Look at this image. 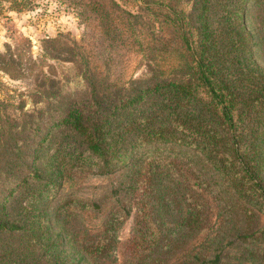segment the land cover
I'll return each instance as SVG.
<instances>
[{
	"label": "trees",
	"instance_id": "16d2710c",
	"mask_svg": "<svg viewBox=\"0 0 264 264\" xmlns=\"http://www.w3.org/2000/svg\"><path fill=\"white\" fill-rule=\"evenodd\" d=\"M192 4L193 12L185 22L189 29L179 26L178 45L169 47L153 32L144 46L156 62L170 48L178 58L166 67L162 66L167 61L155 64L160 69L173 67L171 72L180 71L181 76H165L163 71L152 75L102 118L70 105L57 121V146L45 162L36 157L51 129L30 146L23 165L7 163L11 174L16 166L23 169L9 195L0 198V233L33 231L35 223L53 215L59 229L54 233L44 225L47 237L58 246L60 234L68 236L70 264H99L88 257L77 233L64 225L65 211L48 210L46 192L64 174L122 170L133 174L132 191L143 176L128 240L135 264H223L222 248L212 256L209 251H181L187 239L213 227L208 196L218 205L216 217H222L218 231L221 234L225 226L224 236L232 247L237 240L264 237V228L258 225V213L264 215V68L251 51L256 44L264 55V31L261 34L247 21L252 22L254 9L264 13V0H193ZM125 13L133 32L132 19L138 16ZM119 17V12L116 16L106 10L100 13V32L108 47H115L120 36L113 25H118ZM117 108L124 109L127 122L112 127L110 116ZM22 149L17 145L18 154ZM164 149L173 153L161 157ZM25 195L28 200L22 205L19 200ZM221 241L219 235L213 243ZM91 246L96 251L102 247ZM245 252L264 264V244Z\"/></svg>",
	"mask_w": 264,
	"mask_h": 264
},
{
	"label": "rangeland",
	"instance_id": "374dc122",
	"mask_svg": "<svg viewBox=\"0 0 264 264\" xmlns=\"http://www.w3.org/2000/svg\"><path fill=\"white\" fill-rule=\"evenodd\" d=\"M192 3L193 0H0V198L9 195L19 179L16 175L23 169L16 166L11 174L7 163L23 165L25 157L29 159L30 146L51 129L36 157L38 162H45L57 146L60 135L57 121L70 105L80 106L93 118H102L113 111L115 103L143 86L152 75L163 71L165 76H181L180 71L171 72L173 67L160 69L155 63L167 61L162 66L166 67L178 58L176 53H170L169 47L178 45L180 25L189 29L185 22L193 12ZM94 7L99 11L94 12ZM105 10L120 15L118 25L113 23L121 31L115 47H108L100 32V13ZM260 10H253L252 22H249L247 4L246 16L248 23L256 25L263 34L264 13ZM125 12L138 16L132 19L133 32L129 30ZM174 26L178 29H173ZM153 32L168 41L169 46L163 58H159L161 54L155 56L157 62L144 47ZM251 51L256 63L264 68V55L256 44ZM123 110L117 108L110 116L112 127L127 122ZM17 145L23 146L19 154ZM172 153L164 149L160 156ZM131 176L132 173L122 170L64 174L59 182L49 184L46 192L48 210L54 211L55 207L65 211L64 225L77 233L82 246H87L88 257L99 264H135L136 256L131 255L132 245L129 248L128 240L143 176L133 191L129 188ZM27 200L25 195L19 201L25 205ZM208 200L212 229L187 239L181 251H209L212 256L222 248L223 264H263L255 257L249 258L245 248L263 245L264 237L260 236L257 241L237 240V246L232 247L229 237L224 236L225 226L221 234L218 231L222 222L221 216L216 217L218 205L211 196ZM258 215V225L264 228V215ZM44 225L51 226L54 233L59 229L55 217L50 215L44 222L35 223L33 231L15 235L0 233V264H54L56 261L70 264L68 236L60 234L62 245L58 247L47 237ZM219 235L221 243H213L219 240ZM97 243L102 246L99 251L89 248Z\"/></svg>",
	"mask_w": 264,
	"mask_h": 264
}]
</instances>
